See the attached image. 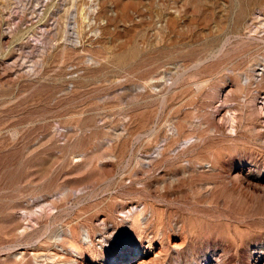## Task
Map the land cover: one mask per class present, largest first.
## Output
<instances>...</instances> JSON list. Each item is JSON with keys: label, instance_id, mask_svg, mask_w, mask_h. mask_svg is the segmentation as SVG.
<instances>
[{"label": "rangeland", "instance_id": "obj_1", "mask_svg": "<svg viewBox=\"0 0 264 264\" xmlns=\"http://www.w3.org/2000/svg\"><path fill=\"white\" fill-rule=\"evenodd\" d=\"M0 264H264V0H0Z\"/></svg>", "mask_w": 264, "mask_h": 264}, {"label": "bare ground", "instance_id": "obj_2", "mask_svg": "<svg viewBox=\"0 0 264 264\" xmlns=\"http://www.w3.org/2000/svg\"><path fill=\"white\" fill-rule=\"evenodd\" d=\"M131 218L133 219V225L135 227H138V225L141 223H145V221L147 220V218L145 217L144 211L142 209L138 213H136V215H134V213H131V214L126 213L125 216L123 215L122 220L126 221V220H129Z\"/></svg>", "mask_w": 264, "mask_h": 264}]
</instances>
